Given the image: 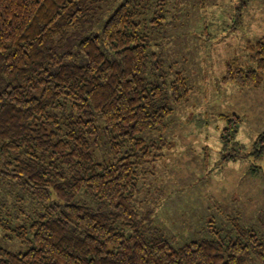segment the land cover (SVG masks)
I'll use <instances>...</instances> for the list:
<instances>
[{
  "label": "trees",
  "instance_id": "1",
  "mask_svg": "<svg viewBox=\"0 0 264 264\" xmlns=\"http://www.w3.org/2000/svg\"><path fill=\"white\" fill-rule=\"evenodd\" d=\"M160 19L155 0H0V191L13 185L33 205L0 193L2 238L28 245H0V264H264L252 233L175 247L144 230L137 170L161 148L141 135L190 96L141 32ZM246 49L253 66L227 63L223 84L260 85L264 37ZM224 119L221 160H260L264 133L245 152L241 118ZM103 141L115 162L96 160Z\"/></svg>",
  "mask_w": 264,
  "mask_h": 264
},
{
  "label": "rangeland",
  "instance_id": "2",
  "mask_svg": "<svg viewBox=\"0 0 264 264\" xmlns=\"http://www.w3.org/2000/svg\"><path fill=\"white\" fill-rule=\"evenodd\" d=\"M156 1L161 19L143 25L141 32L164 61L168 81L182 74L190 96L172 106L164 129L141 135L161 148L137 170V200L147 215L144 230L148 236L159 232L175 247L201 240H244L243 233L264 241V154L260 160L238 156L225 162L220 140L224 116L241 118L236 142L245 152H252L264 133V76L256 88L222 83L227 63L253 66L246 48L264 37V0ZM119 157L107 141L96 150L98 161ZM10 186L1 195L20 198L21 210L28 212L33 205L27 195ZM1 233L8 235L0 226L4 249L28 250L26 243Z\"/></svg>",
  "mask_w": 264,
  "mask_h": 264
}]
</instances>
